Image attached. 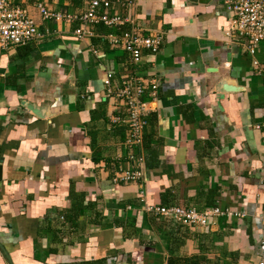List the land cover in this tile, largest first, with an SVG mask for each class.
<instances>
[{
	"label": "crops",
	"instance_id": "1",
	"mask_svg": "<svg viewBox=\"0 0 264 264\" xmlns=\"http://www.w3.org/2000/svg\"><path fill=\"white\" fill-rule=\"evenodd\" d=\"M40 1L62 13L83 8ZM110 2L131 23L93 25L78 38L77 20L33 12L40 37L0 49V264H165L169 237L152 229L146 205L243 212L195 229L218 234L215 244L231 252L222 264L264 262V41L251 57L243 37L227 36L221 0ZM131 27L161 35L158 50L133 62L106 42L107 31ZM130 71L154 78L157 95L144 96L133 150L144 175L114 183L112 171L130 162L124 125L108 119L117 108L103 78L111 72L115 89ZM181 241L177 253L196 252L190 236Z\"/></svg>",
	"mask_w": 264,
	"mask_h": 264
},
{
	"label": "built area",
	"instance_id": "2",
	"mask_svg": "<svg viewBox=\"0 0 264 264\" xmlns=\"http://www.w3.org/2000/svg\"><path fill=\"white\" fill-rule=\"evenodd\" d=\"M83 5L77 14L62 13L48 9L40 0H33L26 5L14 3L12 0H0V49L9 46L22 45L34 38L40 37L33 12L43 19L77 20L73 30L76 37L92 36L93 25H101L108 29L131 23V19L110 12V0H79ZM226 11L230 13L227 36L237 35L245 39L246 53L253 57L257 44L264 41V0H221ZM106 42L111 47H120L128 54L131 61L138 60L141 50L155 53L160 45L161 35L152 33L142 36L136 28L131 27L120 33L107 31L104 34ZM252 62L257 65L255 59ZM112 73L107 72L103 78L106 94L115 100L116 113L110 114V124H123L125 136L123 144L127 147L126 167H118L111 173L114 183H139L144 175L143 157L134 149H138L141 142V133L146 124L145 115L148 111L144 96L154 100L157 95V82L154 78L134 75L131 71L121 74L119 84L112 89L110 83ZM121 111H120V108ZM264 183V179L261 180ZM141 191H139L140 193ZM145 209L152 214L171 220L189 229L206 226L210 217L224 216L226 218H241L244 213L217 206L196 210L194 207L179 205H146ZM62 220L63 217L59 216ZM261 251L264 244L259 245ZM256 264H264L258 260Z\"/></svg>",
	"mask_w": 264,
	"mask_h": 264
},
{
	"label": "trees",
	"instance_id": "3",
	"mask_svg": "<svg viewBox=\"0 0 264 264\" xmlns=\"http://www.w3.org/2000/svg\"><path fill=\"white\" fill-rule=\"evenodd\" d=\"M169 221L162 217L152 215L150 217V225L155 232H166L169 237L167 256L165 264H222L221 260L230 256L231 252H226L224 246L215 244L217 233L204 232L197 229L189 231L187 227L176 224L174 231L167 228ZM180 236V237H179ZM190 236L195 243L196 252L189 255L177 253L182 244V237ZM216 255L209 257L208 254L215 253Z\"/></svg>",
	"mask_w": 264,
	"mask_h": 264
},
{
	"label": "water",
	"instance_id": "4",
	"mask_svg": "<svg viewBox=\"0 0 264 264\" xmlns=\"http://www.w3.org/2000/svg\"><path fill=\"white\" fill-rule=\"evenodd\" d=\"M222 89L231 90V89H235V87L232 86V85H230V84L223 83V84H222ZM28 106H30V105H28ZM29 108L33 109L32 107H29ZM33 110H34V109H33Z\"/></svg>",
	"mask_w": 264,
	"mask_h": 264
}]
</instances>
